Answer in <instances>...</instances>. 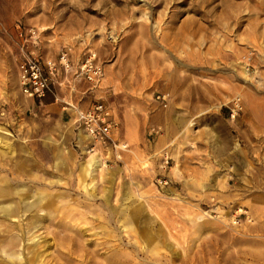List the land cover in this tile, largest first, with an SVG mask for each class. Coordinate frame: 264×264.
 <instances>
[{
    "label": "rangeland",
    "instance_id": "rangeland-1",
    "mask_svg": "<svg viewBox=\"0 0 264 264\" xmlns=\"http://www.w3.org/2000/svg\"><path fill=\"white\" fill-rule=\"evenodd\" d=\"M19 28L58 66L42 104L20 90ZM90 57L97 85L76 74ZM98 101L117 124L107 147L70 108ZM0 186V206L21 204L0 214V261L67 264L69 235L82 264L117 230L137 264H264V0H0ZM38 196L51 207L26 212Z\"/></svg>",
    "mask_w": 264,
    "mask_h": 264
},
{
    "label": "built area",
    "instance_id": "built-area-1",
    "mask_svg": "<svg viewBox=\"0 0 264 264\" xmlns=\"http://www.w3.org/2000/svg\"><path fill=\"white\" fill-rule=\"evenodd\" d=\"M18 30L19 62L17 69L20 90L24 96L41 103L49 95L56 96L53 79L58 74V66L52 60H42L39 54L41 42L36 30L33 28H19ZM93 60L91 57L85 60L78 67L76 74L90 84L97 85L103 76V68ZM59 64L65 71L72 70L67 52L60 54ZM70 108L76 113V123L94 143L106 147L115 143L112 135L117 124L112 109L107 104L98 101L84 110L72 105ZM242 111V101L237 98L230 109V119L235 121Z\"/></svg>",
    "mask_w": 264,
    "mask_h": 264
},
{
    "label": "bare ground",
    "instance_id": "bare-ground-1",
    "mask_svg": "<svg viewBox=\"0 0 264 264\" xmlns=\"http://www.w3.org/2000/svg\"><path fill=\"white\" fill-rule=\"evenodd\" d=\"M119 159H120V157H119ZM101 160L102 159L98 158L97 156H93L90 159L88 166H86L84 168V173L87 174L89 168H92V171H96V172L101 171L100 168L103 167ZM87 188H86V186L84 187V190L86 192H88ZM1 190L2 189H0V191ZM26 202L27 201H25V199L24 200L22 199V203H24L26 205V207H25L26 212H31L37 208H39L40 211L42 212L44 208L46 210H48V208L51 207L50 201H49V199L46 200V197L38 196V198L31 204H26ZM20 205L17 206V208H19ZM17 208H15L14 205H11V204L2 205V206H0V214H2L5 218H13V217L19 216L20 211H18ZM138 221H139L138 217L136 220L135 217L131 216L127 219V221L124 224H128V225H131L133 227V226H136L138 224ZM116 231L115 230H112V231L103 230L102 233H103V239L104 240H103V242L99 243L98 246H99V248L101 247L100 250L104 251V252L99 253L98 251H95V250H93L91 252H88V251L85 252L81 256L83 259L82 264H91V263L92 264H137V245H136L137 241L134 240L133 238H131L130 233H128L127 231H124L122 233H121V231L120 232H116ZM125 233L127 234V236L123 235ZM95 235H97V234H95ZM148 236H149L148 239H151L150 234ZM136 237H137V234L135 233L134 238L136 239ZM36 238H37V236H33V238L31 240L35 241ZM58 238H59L58 235L55 234V239H58ZM64 238L65 239H63V240H66V241H69L70 243L76 244V248L72 247V249H69V253H66V254L64 253V255H62L63 258L66 260V263L71 264L72 260H73L72 255L77 253V251L80 252V250H81L80 245L78 244L79 242L77 241L78 237L68 235V236H65ZM148 239H147V243H148ZM132 240H134L135 243H133ZM126 241H127V243H126ZM145 247L151 253L157 252L155 250L156 245H154V243L152 245L148 243ZM73 249H74V251H73ZM100 255H102V256L106 255V257L102 258L103 259L102 261H99L97 257ZM0 264H11V263L8 261H0Z\"/></svg>",
    "mask_w": 264,
    "mask_h": 264
},
{
    "label": "crops",
    "instance_id": "crops-1",
    "mask_svg": "<svg viewBox=\"0 0 264 264\" xmlns=\"http://www.w3.org/2000/svg\"><path fill=\"white\" fill-rule=\"evenodd\" d=\"M43 102H41V104H42Z\"/></svg>",
    "mask_w": 264,
    "mask_h": 264
}]
</instances>
